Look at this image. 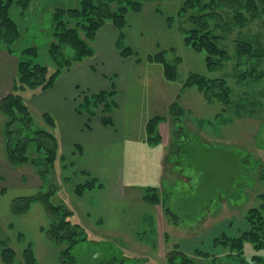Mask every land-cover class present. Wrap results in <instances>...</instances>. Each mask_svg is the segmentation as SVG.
<instances>
[{"label":"rangeland","instance_id":"rangeland-1","mask_svg":"<svg viewBox=\"0 0 264 264\" xmlns=\"http://www.w3.org/2000/svg\"><path fill=\"white\" fill-rule=\"evenodd\" d=\"M182 1L147 0L139 12L127 13V37L124 43L134 50L133 54L121 55L122 47L117 46L118 30L115 27L116 49L109 45V50L100 51L95 35L89 42L94 49L93 55L79 60L85 71L84 76L90 65L98 76L104 78H84L83 81H90V87L78 83L74 99L76 104L83 94L110 89L116 91L112 97L116 105L108 113L114 120L113 125H104L99 120L101 104L94 116L78 113L86 116L81 117L84 131L79 136L91 142L86 145V154L81 157L89 169L80 167L76 163L78 158L74 156L78 154L75 146L80 149L82 142L64 145L63 137L54 127H48L58 141L56 159L47 183L48 188L55 189L51 200L66 204L72 211V219L80 222L88 234V240L76 243L71 249L76 258L75 264H89L112 254L125 255L123 264H135L132 253L148 256L155 264H164L165 253L174 244L193 258L195 264H211L210 258L198 255L196 251L220 258L225 251L212 244L213 238L222 232L236 235L246 229L248 225L244 214L251 206H263L264 213V94L256 97L262 105L253 113L248 104H242L246 103L248 95L253 94L252 90H255V94L264 90V77L251 81L249 92L247 87L238 83L236 70L239 71L243 65L234 60L233 41L234 38L259 35L264 43V12L257 18H251L247 26H234L227 33H222L220 27L215 28V16L208 17L210 27L214 26L217 33L226 35V38H221L222 41L225 39L222 44L232 56L221 68L209 72L204 51L195 50L185 42L183 29L189 26V21L187 13H179ZM207 1L190 0L194 7L197 2L194 9L201 13H207L212 8L201 7ZM76 3L78 0H34L22 16L12 9L21 35L15 44V53L0 47V99L12 90L18 53L22 48L35 46L38 50L35 60L46 65L50 71L55 70L56 64L47 52L51 39V10L56 4ZM107 22L112 23L111 20ZM107 42L104 41L103 45ZM160 51L169 62L174 58L179 59L174 80L165 78L161 62L150 59ZM71 54V50H68V56ZM258 61L256 64L264 68V61ZM76 62L62 69L58 76L70 71ZM192 72L224 77L231 88L229 102L224 104L217 99L207 100L196 86L184 87L186 77ZM48 89L26 88L20 92L34 115V126L38 128H47V125L41 117L44 111L34 109L32 99ZM174 101L183 108L180 122L186 134L179 138L172 136L175 119L169 107ZM239 107L243 109L239 110ZM154 115L166 116L167 120L157 126L161 133L160 141L149 144L140 135L146 136V123ZM52 117L55 124L62 122V118ZM4 122L5 117L0 114V242L15 251V263L26 264L23 252L30 245L36 264H62L59 258L62 245L53 243L46 233L50 218L43 204L33 201L25 212L12 211L14 199L38 193L46 185H43L37 168L31 162L36 154L34 143L28 146L27 161L16 165L7 161ZM70 122L65 123V131L71 128ZM99 128H103L104 132H100ZM86 130L90 131L86 133ZM103 133L114 139L113 154L106 153V142H111V138L106 141V137H101ZM162 139L163 144L157 147ZM94 143H102L100 157L94 154ZM173 143L175 145L171 147ZM108 157L116 163L113 170L111 167L109 169L111 174H115V183L111 187L106 186V189L108 193L120 197L116 228L103 227L87 217L81 204L86 200H77L73 194L74 185L85 180L87 175L100 181L88 170L98 167L95 159L107 160ZM102 171L105 172V169ZM100 183L104 186V180ZM147 186L155 187L160 196L165 197L166 204L176 214V222L167 218L161 205L143 200ZM112 229L115 231H110ZM245 249L249 256L251 246L248 244Z\"/></svg>","mask_w":264,"mask_h":264},{"label":"trees","instance_id":"trees-1","mask_svg":"<svg viewBox=\"0 0 264 264\" xmlns=\"http://www.w3.org/2000/svg\"><path fill=\"white\" fill-rule=\"evenodd\" d=\"M34 0H0V47L9 53H15L17 40L21 35L18 21L12 16V9L15 14L24 15ZM147 0H78L73 5H55L50 14L51 39L48 43L47 52L56 64L55 70L50 71L48 67L37 60L38 50L35 46H27L19 51L16 65V77L13 80L12 90L0 99V114L5 117L3 134L6 139L5 154L10 164L16 165L27 161L28 146L34 143L36 154L32 157V164L37 168V172L45 189L30 196H20L13 200L12 211L14 213L25 212L33 201H39L47 211L50 222L46 229L47 236L56 245H62L59 251V258L62 264H75L76 258L71 252L72 247L81 241L88 240L85 227L78 221L72 219V211L62 202H53L51 196L55 189L48 188L49 172L54 164L57 155L58 141L56 136L48 129L54 127L55 122L48 112L41 113V117L47 128L35 127L34 115L24 101L21 91L29 88L31 90H44L50 88L59 72L67 69L72 62L82 60L93 55L94 49L90 45L97 34V30L105 24L106 20H111L118 30L117 46L122 47L121 55L128 56L134 50L125 45L127 13L139 12L143 2ZM197 2L196 6L197 7ZM210 8L208 12H198L190 0H183L179 13H187L189 26L183 29L185 42L195 50L204 51L205 65L208 71L221 68L225 61L232 58L226 48H224L221 38L223 36L210 27L208 17H216L215 28L220 27L222 33H227L235 27L247 26L251 18L260 16L264 12V0H208L201 7ZM217 9L224 11V14ZM223 16V17H222ZM217 26V27H216ZM219 29V28H218ZM226 31V32H225ZM226 38V35L224 36ZM221 40V41H220ZM235 55L234 60L238 61L240 70H236L235 77L244 88L251 91L249 83L253 80H260L264 77V68L258 66V60L264 61V43L259 35H251L245 38H234ZM68 50L72 54L68 56ZM151 60L159 61L163 64V74L166 79L174 80L177 75L176 65L178 58L169 62L166 60L163 51L156 53ZM263 63V62H262ZM183 86H196L203 92L207 100L217 99L222 103L229 102L231 88L224 77H210L201 73H190ZM247 90V89H246ZM245 90V91H246ZM245 98L242 104H248L251 112H255L257 107L262 105L261 100L256 98L264 94V90ZM116 94L114 89L101 90L90 94H83L80 101L75 105L77 113H87L94 116L97 107L101 104L99 120L104 125H113V118L108 115L116 105L112 98ZM251 96V97H250ZM240 103V102H239ZM264 106V103L263 105ZM173 111L175 129L172 131L173 137L179 138L185 135L181 124L183 108L174 101L169 107ZM243 109L239 107V110ZM170 116V115H169ZM163 115H154L146 123V140L149 144L158 143L161 134L157 129L160 122L166 121ZM171 121V120H170ZM175 144L173 143L171 147ZM170 158V156H169ZM86 174V172H83ZM102 187V184L95 177L89 175L82 182L74 185L73 194L82 197L86 192ZM144 201L151 204H159L167 215V218L176 222V214L166 204L165 197H161L155 187L144 189L142 196ZM248 227L240 230L236 235H228L225 232L213 238L212 244L220 246L225 253L220 256H209L208 253L197 250L198 255L210 258L211 264H264V213L263 206H251L244 214ZM90 240V239H89ZM91 241V240H90ZM250 245L252 253L249 256L245 252L246 245ZM0 264H22L16 262L15 251L8 245L0 242ZM23 256L26 264H36V257L27 246ZM99 256V255H97ZM135 264H155L148 256L132 253ZM126 256L116 254L109 257L97 258L89 264H123ZM164 264H195L194 259L179 249V245L174 244L166 251Z\"/></svg>","mask_w":264,"mask_h":264},{"label":"crops","instance_id":"crops-1","mask_svg":"<svg viewBox=\"0 0 264 264\" xmlns=\"http://www.w3.org/2000/svg\"><path fill=\"white\" fill-rule=\"evenodd\" d=\"M115 26L107 22L104 24V26L97 32L96 34V40L97 44H99V50L104 51L105 49L109 50V45H112L113 48H115V40H116V35H115ZM127 37V36H126ZM101 40V43L99 41ZM104 41H108L106 45H103ZM111 42V43H110ZM98 49V47H96ZM95 49V50H97ZM116 49V48H115ZM82 62L78 61L73 67L70 69V71H64L58 78L56 79L54 85L50 87L48 90L41 91L37 95H34L32 99V107L36 110H42L44 112H48L57 117L58 119L62 118V122L59 124H55L54 130L58 132L59 135L63 137V143L66 145V143L72 144L74 141H81L83 144V147L80 146V149L75 146L77 149L76 155H74L76 158V163L82 167L85 168L86 170L89 169L86 166V161H82L81 157L86 154V148L87 144L91 143L87 140L82 139L79 135L81 134L83 130V122L81 117H86L85 115H81L75 112V105H76V85L83 84V87H90L89 83L90 81H83L84 78L89 77L90 79L94 78L93 80H98L99 77L104 78V76H98L97 71H93V67L89 65L86 69V76L83 75L85 72L83 70V67L80 66ZM87 66V65H86ZM82 70V71H81ZM114 72V71H113ZM115 73V72H114ZM88 74V75H87ZM163 75V74H162ZM119 83L121 82L120 80L118 81ZM69 95V96H68ZM31 104V101H30ZM58 115V116H56ZM68 121H71L70 125L71 128H69L68 131H65V123ZM100 132H104L103 128H99ZM90 130H86L85 132H89ZM109 134V131H108ZM146 134V133H145ZM161 134V133H160ZM167 136V135H166ZM101 137L105 139L106 141L111 138V142H106V148L108 150L106 153L109 155L110 153H114V139L110 135H105L104 133L101 134ZM146 137L145 135H140V138ZM61 138V137H60ZM79 140H78V139ZM163 138V137H162ZM140 139V140H141ZM59 140V139H58ZM142 143V142H141ZM95 144V150L94 154L98 155L100 154L99 148H101L102 143H94ZM144 144V143H143ZM146 144V143H145ZM163 144V139L160 142L157 147L161 146ZM87 145V146H86ZM151 148V147H149ZM100 157V156H99ZM110 157V156H109ZM107 158V160L104 159H95V161H98L96 165L95 170H88L92 172L94 175H96L100 181L104 180V186L100 188H95L93 190H90L86 192L82 197H76L77 200H86V203L83 201L81 202L83 206V212L87 215V217L92 218L95 223H100L101 226L109 227V228H116L117 226V215L119 212V202H120V197H117L113 193H108L107 187H111L115 181L113 180L115 174H111V171H109L110 167L113 170L116 165V163H113V160L110 161V158ZM98 158V157H96ZM115 160V159H114ZM105 169V172L102 171ZM112 178V179H110ZM115 179V178H114ZM107 181V183L105 182ZM113 180V181H112ZM110 181H112V184H109ZM107 184V185H105ZM131 185V183H128ZM127 184V185H128ZM151 185V184H149ZM69 191V190H67ZM94 191H96L94 193ZM70 192V191H69ZM93 192V193H92ZM71 193V192H70ZM94 199V201H93ZM94 202V203H93ZM108 228V229H109ZM110 231H115L114 229Z\"/></svg>","mask_w":264,"mask_h":264}]
</instances>
